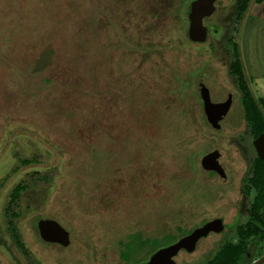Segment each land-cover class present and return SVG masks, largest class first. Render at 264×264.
<instances>
[{
  "label": "rangeland",
  "instance_id": "1",
  "mask_svg": "<svg viewBox=\"0 0 264 264\" xmlns=\"http://www.w3.org/2000/svg\"><path fill=\"white\" fill-rule=\"evenodd\" d=\"M188 3L0 0V151L28 149L34 159L15 173L10 158L0 180V197L25 187L9 202L25 214V264H127L120 250L130 234L176 232L226 203L211 184L223 178L201 159L219 149L239 179L244 161L225 140L244 125L235 112L219 130L206 119L197 80L213 81L188 36ZM249 17L237 27L258 41L264 4ZM40 215L69 229L70 246L41 240Z\"/></svg>",
  "mask_w": 264,
  "mask_h": 264
},
{
  "label": "flooded vegetation",
  "instance_id": "2",
  "mask_svg": "<svg viewBox=\"0 0 264 264\" xmlns=\"http://www.w3.org/2000/svg\"><path fill=\"white\" fill-rule=\"evenodd\" d=\"M185 1L189 2L187 6L188 36L192 43L203 47L202 50L196 51L205 58L202 61L208 62L209 66L206 71L213 81V84H207L204 77L197 80L206 119L213 129L219 130L222 128V122L232 112H235V116H232L231 120L235 124H243L244 128L235 134H229L225 143L227 145L233 139L232 143L245 166L240 178L235 177V179L232 176L233 172L228 171L229 169L226 170L227 167L225 168V162H223L225 158L222 157L219 149L205 153L202 159L207 154L213 153L225 172V175L222 176L215 169H206L201 159L204 170L223 178L220 184L217 182H211V184L221 189L219 196L226 191L228 195L226 203L219 205L217 210H209L210 212L197 221L188 222V219H185L176 232H167L159 236L162 243L155 250L148 253L151 250L148 248L149 250L143 257L139 256L131 261L126 260L125 263L147 264L158 251L177 244L208 223L215 222L213 229L205 235L195 241L193 239L187 241L172 255L169 254L170 252L164 253L156 264H264V149L259 151L254 144L256 139L264 133V25L258 41L256 38H249L245 29L241 30L237 27L247 24L249 16H252L253 11L258 10L264 4V0H216L212 13L203 17L206 37L204 40L197 41L193 40L189 34V6L195 0ZM220 82L226 84L225 86H228L229 90L226 94L216 95L213 88ZM202 86L208 89L210 99L214 103H226L231 100L230 107L221 119L219 126H213L207 116ZM214 92L217 99H214ZM248 107L253 111L254 109L258 110L259 117L249 116ZM249 139L252 142V148L245 147L249 145L247 144ZM11 153V149L8 147L0 151V180H6L7 176L4 177L1 170L8 168L10 158L13 161L12 168L13 171H16L15 173H20L24 166L34 160L28 158V149L15 156ZM227 176L233 178L227 182L225 179ZM17 177H20V174ZM24 189L25 187L21 183L16 184L10 192H7L6 189L3 193L4 196L7 192L5 196H8L6 206L4 205L5 197H0V264H25L30 261L31 251L24 240L22 231L25 214L20 210L9 211V202L17 201ZM218 199L220 200V197ZM183 215L188 217V214ZM8 216H11L14 225H9L10 218ZM50 219L60 223L55 217L40 215L35 219L41 240L47 244L70 246L71 243L65 246L62 243L46 241L42 238L39 221ZM64 228L70 233L69 229ZM10 243L15 249L16 261L10 254Z\"/></svg>",
  "mask_w": 264,
  "mask_h": 264
},
{
  "label": "water",
  "instance_id": "3",
  "mask_svg": "<svg viewBox=\"0 0 264 264\" xmlns=\"http://www.w3.org/2000/svg\"><path fill=\"white\" fill-rule=\"evenodd\" d=\"M216 0H195L189 6V15H190V27L189 34L191 38L195 41L204 40L206 37V28L203 25V17L212 13L215 8ZM202 96L204 99V106L207 116L213 126H219L221 119L227 113L231 100H228L226 103H214L211 101L208 89L205 86H202ZM258 150L264 149V133L261 134L256 141L254 142ZM203 166L206 169H215L221 173L222 176L225 175V172L220 167V164L216 161L214 154H207L203 159ZM215 222H210L205 225L203 228L196 230L190 236L180 240L177 244L158 251L152 258V260L147 264H156L163 257L164 253L172 255L176 252L182 245L187 241H195L201 236L205 235L211 229ZM40 234L43 239L46 241H53L62 243L65 246H68L71 243L70 233L56 220H40L39 221ZM264 261V259H263Z\"/></svg>",
  "mask_w": 264,
  "mask_h": 264
},
{
  "label": "trees",
  "instance_id": "4",
  "mask_svg": "<svg viewBox=\"0 0 264 264\" xmlns=\"http://www.w3.org/2000/svg\"><path fill=\"white\" fill-rule=\"evenodd\" d=\"M250 110V108H247V113L249 116H258L259 112L258 110L254 109ZM162 243V239L159 237L155 238H147L144 237L141 233L135 232L129 235L128 240L121 242V257L124 260L131 261L139 256H142V254H145L147 250L151 248L150 251L155 250L157 247H159ZM149 248V249H148Z\"/></svg>",
  "mask_w": 264,
  "mask_h": 264
}]
</instances>
